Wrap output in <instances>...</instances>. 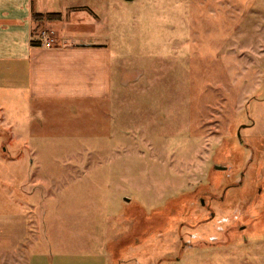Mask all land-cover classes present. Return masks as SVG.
I'll return each instance as SVG.
<instances>
[{
	"label": "rangeland",
	"instance_id": "374dc122",
	"mask_svg": "<svg viewBox=\"0 0 264 264\" xmlns=\"http://www.w3.org/2000/svg\"><path fill=\"white\" fill-rule=\"evenodd\" d=\"M34 2L53 48L65 15L106 45L111 84L18 122L0 264H264V0Z\"/></svg>",
	"mask_w": 264,
	"mask_h": 264
},
{
	"label": "crops",
	"instance_id": "0c3cea01",
	"mask_svg": "<svg viewBox=\"0 0 264 264\" xmlns=\"http://www.w3.org/2000/svg\"><path fill=\"white\" fill-rule=\"evenodd\" d=\"M39 6L37 9L34 0H0V132L9 133L4 141L0 140L5 154L0 162L5 165L23 162L8 151L27 148L26 141L21 144L24 129L18 122L23 118L25 123L29 118V107L38 110L43 102L51 106L54 101L78 96L85 99L109 96L110 56L106 45L76 40L73 33L66 37L72 23L66 15L47 21L46 25L55 28L59 40L67 45L50 49L41 47L37 41L33 45L32 34L37 23L33 14L50 13L41 9L42 4ZM23 224L27 228V218ZM5 241L0 240V246Z\"/></svg>",
	"mask_w": 264,
	"mask_h": 264
},
{
	"label": "built area",
	"instance_id": "2783aa9c",
	"mask_svg": "<svg viewBox=\"0 0 264 264\" xmlns=\"http://www.w3.org/2000/svg\"><path fill=\"white\" fill-rule=\"evenodd\" d=\"M34 41L39 42V45L43 48H53L56 36L52 30H42L34 37Z\"/></svg>",
	"mask_w": 264,
	"mask_h": 264
},
{
	"label": "trees",
	"instance_id": "16d2710c",
	"mask_svg": "<svg viewBox=\"0 0 264 264\" xmlns=\"http://www.w3.org/2000/svg\"><path fill=\"white\" fill-rule=\"evenodd\" d=\"M59 15H60L59 13H47L46 15H44L43 13H35V14H33V20L35 22H37V21L43 20V18H45V17L48 20H53V19H55L56 16H59ZM32 36H33V38L36 36L35 30L33 31ZM32 44L36 45V42L32 41Z\"/></svg>",
	"mask_w": 264,
	"mask_h": 264
},
{
	"label": "water",
	"instance_id": "95a60500",
	"mask_svg": "<svg viewBox=\"0 0 264 264\" xmlns=\"http://www.w3.org/2000/svg\"><path fill=\"white\" fill-rule=\"evenodd\" d=\"M126 1H128V2H132V1H134V0H126Z\"/></svg>",
	"mask_w": 264,
	"mask_h": 264
},
{
	"label": "flooded vegetation",
	"instance_id": "af4514ba",
	"mask_svg": "<svg viewBox=\"0 0 264 264\" xmlns=\"http://www.w3.org/2000/svg\"><path fill=\"white\" fill-rule=\"evenodd\" d=\"M204 201H205V200H202V205H204Z\"/></svg>",
	"mask_w": 264,
	"mask_h": 264
}]
</instances>
